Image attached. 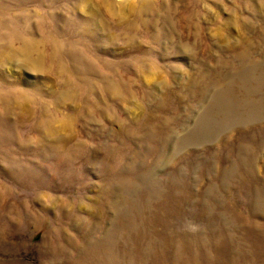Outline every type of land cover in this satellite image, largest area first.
Listing matches in <instances>:
<instances>
[{"label":"rangeland","instance_id":"1","mask_svg":"<svg viewBox=\"0 0 264 264\" xmlns=\"http://www.w3.org/2000/svg\"><path fill=\"white\" fill-rule=\"evenodd\" d=\"M0 264H264V0H0Z\"/></svg>","mask_w":264,"mask_h":264},{"label":"bare ground","instance_id":"2","mask_svg":"<svg viewBox=\"0 0 264 264\" xmlns=\"http://www.w3.org/2000/svg\"><path fill=\"white\" fill-rule=\"evenodd\" d=\"M34 45L37 48L38 46H40V42L36 41V43L35 42L34 43H31V42L30 43H26V49L24 51V55L22 56L23 58H26V59H32L33 58V56H34L33 55V52H34L33 48H35Z\"/></svg>","mask_w":264,"mask_h":264}]
</instances>
